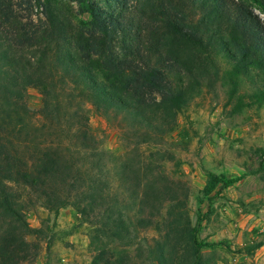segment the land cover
<instances>
[{
	"label": "trees",
	"instance_id": "16d2710c",
	"mask_svg": "<svg viewBox=\"0 0 264 264\" xmlns=\"http://www.w3.org/2000/svg\"><path fill=\"white\" fill-rule=\"evenodd\" d=\"M71 1L90 16L88 27L72 23L47 1L0 0V100L25 109L26 88L39 89L41 111L63 132L67 145L59 138L60 148L44 151L35 162L11 151L0 136V179L26 187L55 216L59 209L72 207L81 222L93 225L89 242L93 264H136L138 258L148 259V264H182L186 255L187 264H200V220L191 225L181 211L183 200L167 194L169 186L145 171L139 156L119 158L111 169L88 117L78 115L77 108L62 111L58 89L69 87L104 117L118 116L133 131L137 145L143 137L171 130L178 109L191 97L189 83H198L209 73L205 65H196L172 47L176 39L209 54H226L237 63L253 58L264 64L263 21L245 0H149L164 54L151 45L144 54L136 47L121 58L113 54L106 38L125 32L121 18L109 15L96 0ZM254 2L264 13V0ZM36 6L42 7L41 16L32 17ZM194 8L199 10L196 20ZM79 149L89 151L87 165L79 163ZM235 181L211 175L204 193L218 183L229 186ZM0 185V212L11 225L0 237V264H20L31 254L24 236L31 230L24 219L26 206L11 198L6 190L10 187ZM149 228L157 229L160 237L143 238L134 254L129 252L139 231ZM183 240L179 254L177 243ZM117 245L121 249L116 250Z\"/></svg>",
	"mask_w": 264,
	"mask_h": 264
},
{
	"label": "rangeland",
	"instance_id": "374dc122",
	"mask_svg": "<svg viewBox=\"0 0 264 264\" xmlns=\"http://www.w3.org/2000/svg\"><path fill=\"white\" fill-rule=\"evenodd\" d=\"M43 1L72 23L89 26L90 16L82 14L75 2ZM245 1L264 24V13L258 4ZM96 2L109 15L119 16L126 28L125 32L107 34L113 54L129 57L136 47L144 54L151 45L164 54L161 30L153 29L149 0ZM36 7L32 17L41 16L42 7ZM192 11L196 20L199 10ZM172 47L196 65H205L209 73L201 75L198 83H189V102L178 109L175 125L164 134L143 137L136 145L133 131L124 127L118 116L110 113L104 117L69 87L58 89L60 109L70 112L77 108L78 115L88 117L91 132L98 146L107 152L111 169L119 158L139 156L146 164L145 171L169 186L167 194L183 200L181 211L191 225L200 220V264H264V64L253 58L237 63L226 54H209L182 39H176ZM24 104L25 109L0 100V136L11 151L37 162L44 151L60 148L57 144L63 132L43 115L39 89L27 87ZM61 142L67 146L64 139ZM76 153L79 163L87 165L89 151L79 149ZM219 174L235 177L236 181L229 186L218 183L205 194L211 175ZM0 184L10 187L5 189L11 198L26 206L24 219L31 230L24 236L31 244V254L20 264H93L89 242L95 228L81 222L75 209L63 207L55 216L41 198L23 185L3 179ZM127 213L133 215L131 210ZM4 221L0 212V237L11 227ZM152 237L159 238L160 232L155 228L141 229L134 245L127 249L134 254L137 243ZM184 245V240L177 243L179 254ZM121 247L117 245L115 249ZM182 260L187 264L188 256ZM148 263V259L136 261Z\"/></svg>",
	"mask_w": 264,
	"mask_h": 264
}]
</instances>
